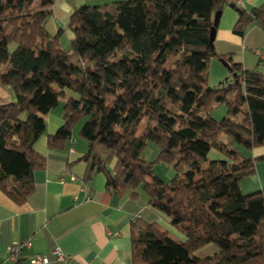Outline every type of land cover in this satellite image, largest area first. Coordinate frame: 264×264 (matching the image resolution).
I'll return each instance as SVG.
<instances>
[{"label":"trees","instance_id":"trees-1","mask_svg":"<svg viewBox=\"0 0 264 264\" xmlns=\"http://www.w3.org/2000/svg\"><path fill=\"white\" fill-rule=\"evenodd\" d=\"M53 2L0 0V84L15 97L0 105V188L17 202L34 190L33 174L45 167L35 144L62 104L50 147L74 141L84 121L86 178L104 173L119 195L144 191L186 236L136 217L132 264H264V188L241 190L264 154L242 157L223 138L264 148V69L225 58L231 75L209 84L211 31L229 0L84 4L70 17L69 49L59 43L62 30L47 32ZM239 9L237 34L251 24L264 30V4ZM221 104L228 114L217 119L212 109ZM148 140L159 147L153 162L143 158ZM212 151L225 158L211 160ZM159 162L174 169L170 182L154 174Z\"/></svg>","mask_w":264,"mask_h":264},{"label":"crops","instance_id":"crops-1","mask_svg":"<svg viewBox=\"0 0 264 264\" xmlns=\"http://www.w3.org/2000/svg\"><path fill=\"white\" fill-rule=\"evenodd\" d=\"M115 1L54 0L47 32L53 37L62 30L59 43L64 48V38L66 44L72 39L68 23L77 8ZM241 1L248 12L264 4V0ZM231 4L234 0L223 8L216 28V55L209 64L211 86L231 75L223 59L241 63L245 69L264 68V30L251 24L244 36L237 34L235 27L241 12ZM14 98L13 92L0 84V105ZM61 106L47 115L46 133L35 144L36 151L45 157V167L33 174L34 190L24 201L17 202L0 188V263L12 264L8 260L10 247L29 240L32 247L24 248L19 264H32L35 257L48 258V262L39 264H132V222L138 216L142 221L160 224L173 238L185 240V234L174 228L170 218L150 205L144 191L119 195L108 188L104 173L86 178L87 163L81 158L89 147L80 134L74 132V141H68L63 149L50 147L49 137L64 123ZM252 152L254 156L263 155L264 148ZM210 158L225 157L212 151ZM255 169L251 176L264 186V162H258ZM244 188L241 187L246 192ZM56 251L65 258L58 259Z\"/></svg>","mask_w":264,"mask_h":264},{"label":"rangeland","instance_id":"rangeland-1","mask_svg":"<svg viewBox=\"0 0 264 264\" xmlns=\"http://www.w3.org/2000/svg\"><path fill=\"white\" fill-rule=\"evenodd\" d=\"M234 4H235V1H234ZM63 45H64L65 49H69L70 46H71V42L68 40V43L66 44V41H65V38H64ZM260 69H264V68H260ZM109 100H110V98H109ZM61 108H62V106H61ZM227 114H228V108H227L226 104H221V105L216 106V107H214L212 109V115L215 118H217V119H222ZM83 123H84V121H81L80 123H77L76 126H75L76 128H74V130H75L74 132H77L78 134H80V129H81ZM223 138H224V141L227 144V146L230 149L236 150L240 156H242V157H251V156L255 157L253 155L252 150H250L249 148L244 146L242 143H239V142L235 141L230 135L225 134ZM158 154H159L158 145L156 143H154L153 141L148 140L146 149H145V151L143 153V158L147 162H153V161L157 160ZM209 158H210V155H209ZM258 162H264V160H259V161L256 162V164ZM256 164H255V167H256ZM154 174L157 177L164 179V181L170 182L173 179V177H174L175 171H174V169L172 167H170V166H168V165H166L164 163H160L159 162V163L154 165ZM249 182H252V183L250 185H248ZM242 186L246 187V188H244L246 190V192H244L241 189L244 193H249V192L264 188L263 185H260V182H259L258 178L254 179L253 176H247L244 179H242L241 187ZM174 228L177 229L176 227H174ZM214 249H215V247L213 245H210V246L206 247L202 251H203L204 255L205 254H212L214 252Z\"/></svg>","mask_w":264,"mask_h":264},{"label":"built area","instance_id":"built-area-1","mask_svg":"<svg viewBox=\"0 0 264 264\" xmlns=\"http://www.w3.org/2000/svg\"><path fill=\"white\" fill-rule=\"evenodd\" d=\"M234 1H235V4L237 6L243 7V2L241 0H234ZM261 56H262V58H264V54H261ZM30 247H32V242L29 240L13 244L10 247V256H9L8 260L12 264L16 263L17 261H19V257L21 255V253L24 251V248H30ZM55 255L60 260H63L65 258V256L59 251H56ZM46 262H48L47 257H35V258L31 259L32 264H39V263H46Z\"/></svg>","mask_w":264,"mask_h":264},{"label":"water","instance_id":"water-1","mask_svg":"<svg viewBox=\"0 0 264 264\" xmlns=\"http://www.w3.org/2000/svg\"><path fill=\"white\" fill-rule=\"evenodd\" d=\"M231 6H232V7H235L234 4H231ZM238 10H240V9L238 8ZM221 13H222V12L219 11V12H217V14H216V16H215V26L212 28V31H211V40H212V41L215 40L216 28H217V25H218V22H219V18H220V16H221ZM223 61H224V64H225L226 66H228V63H227L224 59H223ZM233 76L236 77L237 74H234Z\"/></svg>","mask_w":264,"mask_h":264}]
</instances>
